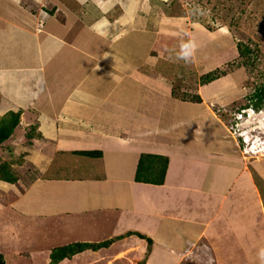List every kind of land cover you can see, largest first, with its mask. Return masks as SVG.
Here are the masks:
<instances>
[{"label": "crops", "instance_id": "crops-1", "mask_svg": "<svg viewBox=\"0 0 264 264\" xmlns=\"http://www.w3.org/2000/svg\"><path fill=\"white\" fill-rule=\"evenodd\" d=\"M178 6L0 0V116L21 111L2 148L22 158L12 163L16 184L0 181L3 230L34 220L57 246L115 239L60 264H264V162L247 168L210 108L217 79L200 82L201 102L182 100L163 71L186 37L205 73L237 43L227 32L213 38ZM180 117L195 123L177 142ZM143 153L168 157L163 184L136 181ZM137 232L152 239L149 253Z\"/></svg>", "mask_w": 264, "mask_h": 264}, {"label": "rangeland", "instance_id": "rangeland-1", "mask_svg": "<svg viewBox=\"0 0 264 264\" xmlns=\"http://www.w3.org/2000/svg\"><path fill=\"white\" fill-rule=\"evenodd\" d=\"M177 1L180 5L177 10L181 13L185 11L192 22H200L201 19L207 29L212 27L211 31L217 30L211 33L215 36L213 38L225 35L227 32L230 37L232 36L231 38H234L235 43L243 41L251 48H255L256 45L261 50L259 58L255 60L256 67L252 68V71L236 66L237 62H242L237 48L229 51L219 67L220 70L227 71L226 75L217 79L214 86L209 85L205 96L217 101V103H210L209 106L225 123L229 133L238 140L243 150V161L248 165L256 159L264 162V109L257 112L252 108L244 107L248 103L247 96L253 92L257 84L264 82V0H191L192 6L187 5V0ZM186 38L187 42L181 39V43L179 42L177 46L181 48L182 44H191L189 38ZM213 41L209 48H218L217 40ZM225 41L226 39L223 42ZM193 54L188 62L178 59L177 55H172L170 67L163 68L173 81L176 94L180 97L187 94L189 99L198 94L200 77L205 73L204 68H206L196 62V51ZM193 61H195L194 64ZM241 83H243V92L239 91ZM174 122L173 141L177 142L184 138L183 128L186 126L191 128L195 123L190 121L183 126L184 120L181 117ZM190 137L185 136V139ZM203 140L205 141V138ZM12 156L7 149L0 147V164L8 162L12 165L13 162L18 164L22 162L20 156ZM11 158H14V161ZM247 168L251 169L250 165ZM7 216L9 217V214ZM18 223L17 228L12 231L3 230L5 226L0 225L2 230L0 231V252L5 254V263L47 264L46 253L57 247L59 243L62 244L63 241H60V237L56 234H50L44 230L43 223L39 221L31 220L30 225L27 226L23 221ZM55 225L58 226V223ZM28 254L30 256H27Z\"/></svg>", "mask_w": 264, "mask_h": 264}, {"label": "trees", "instance_id": "trees-1", "mask_svg": "<svg viewBox=\"0 0 264 264\" xmlns=\"http://www.w3.org/2000/svg\"><path fill=\"white\" fill-rule=\"evenodd\" d=\"M210 29H213L210 27ZM251 42V40H249ZM239 52V57L242 62H237V67H244L248 71H252V68L256 67L255 60L259 58L261 51L256 45L255 48H251L248 44L243 41H238L236 44ZM234 65V64H233ZM226 70H220L219 68L214 71L208 72L201 76V83H210L224 75H226ZM174 95L176 92L174 90ZM248 103L244 106L246 108H252L255 111H261L264 109V82H260L256 85L253 92L247 96ZM187 98L186 94L181 96L184 100ZM193 101L201 102L202 98L199 95L192 96ZM243 110V109H242ZM21 111L14 112L11 111L5 116H0V147H2L7 140H9L17 130L20 124ZM32 135L30 132L28 136ZM80 154L87 156H98L100 152L86 151L80 152ZM169 159L168 157L157 155V154H141L139 162L136 169V181L146 182L152 184H163L165 181L167 169H168ZM0 181H6L12 184H16L18 178L15 175V171L12 165L8 162H2L0 164ZM140 238L145 239L148 242V253L151 250L152 239L136 233ZM115 239H110L103 242L93 243V242H75L66 245H61L54 247L50 252V262L49 264H60L65 259H72L75 255L84 252L86 250L98 251L101 248L109 247ZM145 262L143 261V264ZM0 264L5 263V256L0 252Z\"/></svg>", "mask_w": 264, "mask_h": 264}, {"label": "clouds", "instance_id": "clouds-1", "mask_svg": "<svg viewBox=\"0 0 264 264\" xmlns=\"http://www.w3.org/2000/svg\"><path fill=\"white\" fill-rule=\"evenodd\" d=\"M193 48L194 45L182 44L180 48V53L178 54V59L188 62L192 56ZM261 256L264 257V252L261 253Z\"/></svg>", "mask_w": 264, "mask_h": 264}]
</instances>
